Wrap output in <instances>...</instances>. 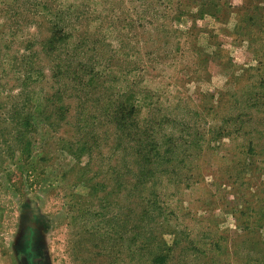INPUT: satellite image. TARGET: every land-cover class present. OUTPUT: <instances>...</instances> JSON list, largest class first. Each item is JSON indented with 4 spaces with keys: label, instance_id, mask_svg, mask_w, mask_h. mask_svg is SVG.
<instances>
[{
    "label": "rangeland",
    "instance_id": "rangeland-1",
    "mask_svg": "<svg viewBox=\"0 0 264 264\" xmlns=\"http://www.w3.org/2000/svg\"><path fill=\"white\" fill-rule=\"evenodd\" d=\"M260 209L264 0H0V264H264Z\"/></svg>",
    "mask_w": 264,
    "mask_h": 264
},
{
    "label": "trees",
    "instance_id": "trees-1",
    "mask_svg": "<svg viewBox=\"0 0 264 264\" xmlns=\"http://www.w3.org/2000/svg\"><path fill=\"white\" fill-rule=\"evenodd\" d=\"M59 29V28H58ZM57 29V30H58ZM59 31V30H58ZM19 61V63H23L24 61H25V58H23V55L21 56V58L18 60ZM28 61H26L25 62V66H28L29 64L27 63ZM26 79H27V77H26ZM26 130L27 129H25V132H26ZM28 144H29V142H27ZM153 156H157V157H159L160 155H159V153H154L153 154ZM148 160H150V159H148ZM258 215H259V217H260V219H264V209H260V211L258 212ZM256 246H258V245H256Z\"/></svg>",
    "mask_w": 264,
    "mask_h": 264
}]
</instances>
